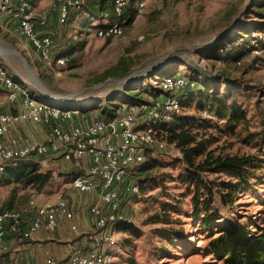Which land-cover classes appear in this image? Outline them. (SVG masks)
<instances>
[{
	"label": "rangeland",
	"instance_id": "rangeland-1",
	"mask_svg": "<svg viewBox=\"0 0 264 264\" xmlns=\"http://www.w3.org/2000/svg\"><path fill=\"white\" fill-rule=\"evenodd\" d=\"M81 1L82 9L70 18V24L58 29L61 37L53 38L57 53L71 59L66 65L50 68L36 59L19 37L6 35V31L0 33V62L39 101L54 106L63 104L84 116L98 111L111 95L145 79L155 69L157 72L171 67L160 77H150L149 83L157 89L159 78L164 80L178 74L203 78L193 74L197 67L217 75V84L211 85L214 89L229 88L221 82L227 79L234 88L240 87L246 93L245 98L236 95L247 111V121L235 133L204 126L205 119H211L212 124L222 121L212 115L206 117L195 98L183 102L177 116L187 120V127L191 125L193 131L212 134L216 140L210 149H215L216 154H253L264 161V144L257 145L258 140L252 136L264 127V57L251 54L253 43H247V39L235 47L230 43L238 30L255 27L256 22L262 21L259 12L264 14V0H129V12L134 17L124 18L123 33L109 39L97 36V29L111 21L109 11L93 16L89 12L90 0ZM141 1L146 4L138 11ZM36 12L47 16L50 25L54 21L48 8L37 6ZM259 29L264 30V26ZM258 45L264 47V42ZM13 51L29 56L30 62L25 57L28 68L48 93L28 72L22 57ZM118 98L124 101L123 97ZM5 99L0 94V109ZM121 105L120 110L127 106ZM171 121L154 123L157 139L165 145L147 148L141 163L152 160L155 167L146 173L137 172L141 163L130 169V178H137L140 191L123 203V209L132 219L130 228L113 229L116 246L107 249L115 258L114 264H225L207 250L209 239L219 230L214 228L209 232L199 219L191 217V197L186 196L188 185L179 179L184 171L181 153L166 138ZM60 164L37 165L39 171L54 174L53 180L43 188L22 185L6 167L0 170V209H26L31 192L37 193L40 202L66 190L75 173ZM257 173L258 179L239 193L233 206H219L220 219L214 220V225L239 223L251 231H256L255 224L264 225V162ZM207 177L213 181L231 179L220 172L208 173ZM156 214L162 217L160 222L153 218ZM132 229L139 235H132ZM165 229L179 231L182 236L169 243L162 235Z\"/></svg>",
	"mask_w": 264,
	"mask_h": 264
},
{
	"label": "built area",
	"instance_id": "built-area-1",
	"mask_svg": "<svg viewBox=\"0 0 264 264\" xmlns=\"http://www.w3.org/2000/svg\"><path fill=\"white\" fill-rule=\"evenodd\" d=\"M112 1L115 19L97 29V36L103 39L119 36L124 31L121 17L129 0ZM145 4L141 1L138 11ZM82 5L81 0H52L49 10L57 16L58 24L63 25ZM0 14L12 19L14 32L32 44L48 67L68 63V57H56L53 34L47 30L48 17L35 14L32 0H0ZM248 37L247 43H253L251 54L263 58L264 47L258 43L264 42V30H252ZM157 85L163 92L149 103L127 105L113 117H106L99 111L83 116L66 105L54 106L39 101L22 89L0 62V91L7 93L10 102L18 101L20 107L18 111L0 113V170L8 161L32 160L42 166L55 158L79 161L87 157L90 161L87 173L73 176L70 186L84 195L98 192L96 201L84 206L95 230L94 241L89 247L77 243L63 258L46 251L43 263L17 264H114L115 258L108 250L116 246L113 229L121 223L132 222L123 203L140 191L137 178H130V169L144 161L147 148L164 147L165 144L157 139L154 123L170 121L180 114L179 95L194 88L196 83L178 74L164 80L159 78ZM204 114L210 117L207 111ZM23 124L42 125L48 132L42 140H29L17 132ZM28 209L32 219L25 227L22 226L24 215L21 211L0 212V254L7 249L8 229L23 238H31L40 229L49 236L59 228L61 216L70 222V231L75 238L85 234L74 222V206L63 190L57 193L54 202L42 203L38 201L37 193L31 192Z\"/></svg>",
	"mask_w": 264,
	"mask_h": 264
},
{
	"label": "trees",
	"instance_id": "trees-1",
	"mask_svg": "<svg viewBox=\"0 0 264 264\" xmlns=\"http://www.w3.org/2000/svg\"><path fill=\"white\" fill-rule=\"evenodd\" d=\"M89 3L91 15H100L102 11L107 10L110 13L111 21L115 19L112 0H90ZM133 15L134 13L131 14L129 7H127L121 18L128 17L131 20L134 17ZM259 15L262 21L256 22L255 24L257 25L255 27L246 26L241 29L243 33L238 30L239 33L234 34L231 39L232 42H230L233 47L244 41L247 35H250V31L264 26V14L259 12ZM67 24L70 23L67 21L65 25ZM69 44L71 43L68 42ZM69 48L72 49L73 47ZM58 54L65 56L59 52ZM167 68L171 67L157 69V72L155 69V73H149L145 79L139 80L122 91L111 95L98 111L106 117H113L120 111L121 104L138 105L151 102L152 99L158 97L156 95L162 94L163 91H161L159 86L155 89L152 83H149V79L151 76L160 77ZM195 69L196 71L193 74H200L203 78L195 75L187 77L195 82L196 86L179 95L181 102H190L191 98H195L197 107L200 110L207 111L210 117L212 115L222 121V123L216 122L212 124L211 119H205L204 126L213 127L220 132L235 133L237 128L240 125H244L247 121V111L237 100L236 94L240 98H245L246 93L240 91V87L234 88L227 79L221 82L227 84L229 88L224 91L214 89L211 85L217 84V75L197 67ZM145 83H147L146 87ZM155 92H158V94H155ZM146 93L150 95L145 96ZM119 96L120 98L123 97L124 101H120ZM187 122V120L176 115L172 119L171 124L167 126L166 138L168 143L174 144L181 153L184 171L179 176V179L188 185L186 196L191 197V217L199 219L201 226L208 229L209 232L214 228L219 230L218 233L209 239L207 243L208 252L225 264H264V225L255 224L256 231H251L244 224L228 223L224 225L218 223L214 225L212 223L214 220L220 219L219 206H233L239 193L243 192L254 180L258 179L257 172L264 161L253 154H216L215 149H210L211 144L216 140L213 135L193 131L191 125L187 127ZM252 136L258 140L257 145L264 144V127L259 133H253ZM37 165L39 164L32 160H21L8 161L5 167L7 172L22 185H37L39 188H43L53 180L54 174L51 171H39ZM154 167L155 163L152 160H148L137 166V172L146 173L147 170ZM214 172L224 173L231 179L226 181L210 180L207 175ZM176 208L178 209L179 207ZM177 209L171 208L170 210L176 212ZM1 211L3 210L0 209ZM153 218L157 221L162 219L157 214ZM164 222L168 223L169 221ZM131 224L121 223L116 225V228H130ZM132 235H139V233L132 229ZM162 235L169 243H173V240L182 236L181 232L168 229L163 230Z\"/></svg>",
	"mask_w": 264,
	"mask_h": 264
},
{
	"label": "crops",
	"instance_id": "crops-1",
	"mask_svg": "<svg viewBox=\"0 0 264 264\" xmlns=\"http://www.w3.org/2000/svg\"><path fill=\"white\" fill-rule=\"evenodd\" d=\"M51 1L52 0H44V1L32 0V7L34 9L35 14L36 15L39 14L36 12L37 6H39V8L49 9V5ZM75 12L71 13L70 18L73 17ZM53 14L51 15V18L54 19L55 22L52 21L50 25L48 18L49 25L47 27V30L53 34V38L54 36H58V38H60L61 35L59 34L58 29H60L62 26H65V24L59 25L57 22V16L55 14L53 16ZM39 16L42 15L39 14ZM5 31H6V35H8V33L13 34L19 37L22 41H24L25 44L33 52L34 57H36V59H38L40 62L42 61L46 65V63L43 61L41 56L35 51L32 44L26 38H23L14 32L12 19L7 15L0 14V33H4ZM55 53L56 55H58V57L60 56L57 53V50L55 51ZM24 56L29 61V56L26 53H24ZM70 61L71 59L69 58L68 63ZM54 66H59V65H54ZM33 67L37 69L36 66ZM8 73L12 78L15 79V77H13L9 71ZM15 80L19 82L17 79ZM20 85L23 87L22 89L29 92L28 89L24 86V84L20 83ZM0 94L4 95L6 98L4 106L0 109V113L9 112V111H18V109L20 108L18 101L10 102L7 98V93L5 91H0ZM89 113H87V115ZM17 132L23 134L29 140H42L44 136L47 134L48 128L42 125L23 124L18 127ZM60 162H61L60 165L68 166L72 170V172L75 173V175L86 174L90 164V161L87 157L82 158L79 161L77 160L66 161L63 158H55V159H51L46 164L52 163V164H56V166H59L57 164H59ZM66 188L67 189L63 191L66 193L67 197L72 202L75 209L74 222L79 226V228L83 232H85V234L82 235L81 237L75 238L72 232L70 231V222L65 218H63L62 216L59 218V228L55 233L49 236H47V233L44 231V229H40L39 231L34 233L31 238H23L21 234L13 233L8 229L5 238L7 249L5 250L4 253L0 254V264H17L18 262L26 263L30 261H38L43 263L46 259V251H50L57 258H63L70 252L71 248L75 244L80 243L83 244L85 247H89L93 243L95 237L94 236L95 230L93 228L92 218L86 211H84V206L88 203H93L94 201H96L98 192L94 191L90 194L84 195L72 189L70 183ZM57 193L53 195L52 199L43 200V201L40 200V203L44 201L54 202L56 200ZM26 206H27L26 209L24 208V209L16 210V211H21L24 215V221L22 224L23 227H25V225H27V223L32 219V212H30V210L28 209V203Z\"/></svg>",
	"mask_w": 264,
	"mask_h": 264
},
{
	"label": "water",
	"instance_id": "water-1",
	"mask_svg": "<svg viewBox=\"0 0 264 264\" xmlns=\"http://www.w3.org/2000/svg\"><path fill=\"white\" fill-rule=\"evenodd\" d=\"M14 53H16L17 55H19V56H21L22 57V59H23V61H24V63H25V65L27 66V61H26V59L21 55V53H19L18 51H13ZM27 69H28V72L30 73L32 70L31 69H29L28 68V66H27ZM31 73H33V74H35L33 71L31 72ZM30 73V74H31ZM35 79H38L36 76H35ZM36 81V80H35ZM39 81V80H38ZM39 83L41 84V82L39 81ZM43 85V84H42ZM46 92H47V90H46ZM48 93V92H47Z\"/></svg>",
	"mask_w": 264,
	"mask_h": 264
},
{
	"label": "bare ground",
	"instance_id": "bare-ground-1",
	"mask_svg": "<svg viewBox=\"0 0 264 264\" xmlns=\"http://www.w3.org/2000/svg\"><path fill=\"white\" fill-rule=\"evenodd\" d=\"M31 72H32V71H31ZM31 72H30V73H31ZM31 75H32V77L34 78V80H36V82H37V83H38V84H39V85H40V86L46 91V88L42 85V83L40 84L39 81H38V79H35V76H36V75L33 74V73H31Z\"/></svg>",
	"mask_w": 264,
	"mask_h": 264
}]
</instances>
